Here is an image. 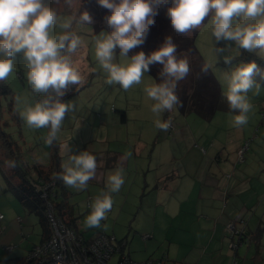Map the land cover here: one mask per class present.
Here are the masks:
<instances>
[{
	"label": "rangeland",
	"instance_id": "rangeland-1",
	"mask_svg": "<svg viewBox=\"0 0 264 264\" xmlns=\"http://www.w3.org/2000/svg\"><path fill=\"white\" fill-rule=\"evenodd\" d=\"M48 2L49 0H45L46 4ZM77 8V0H73V5L70 8L65 6L63 0H61V4L58 6V14L65 18L75 17V14L71 13V9L75 11ZM210 19L211 13L209 20L201 26L198 32L196 48L204 61L212 64L211 71L219 81L222 91H224L226 90L225 74H229L241 62L248 63L252 61L247 57L237 59L241 55L242 49H237L234 42H227V44L232 46L230 52L225 51L216 56L214 48H223L226 42L221 41L216 43L214 38H212ZM70 31L75 32L84 42L77 52L72 55V60L73 66L79 71L83 80L82 84L85 86L73 97L86 96L90 101L88 103L83 101L86 103V107L79 115L74 114L76 109L73 112L66 113L61 130L57 134L56 141H54L55 143L50 146L44 143L43 137L47 135L48 129H29L22 120L17 122L9 110L8 102L11 98L16 109V95L25 96L30 102L38 99L37 96H33L27 83L26 70L21 67L23 63L22 54H17L14 61L16 66L8 79L5 80L9 84L11 91L2 99L1 124L6 122L2 126L10 134L11 140L16 142L20 147L23 160L29 165L37 162L47 166L50 162L52 151L57 148L63 165L67 162L64 145L67 144L72 152L77 154L78 152L77 150L75 151V148L83 137L92 135L102 136L111 130L116 132L115 125H120L119 127L122 129V132L129 135L130 146H135L140 151L144 150L146 154L145 164L148 163L149 157L153 155L155 160L161 158L163 160L161 165H163L165 162L163 155L165 151H169L170 153L177 152L179 155L183 153V147H186L188 143L185 136L187 133L190 137V142L194 141L192 138V133L194 132L201 135V137L207 135L209 142L206 148H210L212 146L210 141L215 140V146L218 149L213 151V154L211 153V162L219 167L223 165L218 179L222 182V191H224V197L220 199L218 205L219 216L209 214L207 218L200 219V223L206 224L209 228L208 234L205 233L206 230H202L198 234L197 232H190V229L184 232L185 227L180 229V222L187 215L184 213L180 215L181 217L174 218V215L170 213L167 221L161 215L160 207L157 208L155 221H152L151 208L153 206L156 207V203L151 202L154 194L151 197L149 195L143 197V201H141L140 190L132 186L130 196H126L125 192L128 190L134 177L133 168L138 166L139 159L137 160V164L129 163L130 168H123L124 181L128 179V186L126 188L125 182L118 193H111L113 205L116 206L114 209L117 210L112 212V214H107V219L101 221L100 228L107 225V229L111 232L110 229L113 224H117V227L122 226V229L115 230L116 237L121 240L124 239L125 232L131 227L132 230L129 232L139 239H134L132 243L134 245L133 248H135H131V250L147 253L148 257L145 258H150L157 262L162 261L160 264H175L173 260L169 259L170 254V258L172 259L174 258L172 255L176 254V251H174L175 242H186L187 244L189 243V246L194 247L190 248L187 255L188 258H193L195 255V259L197 254L204 253L203 261H209H206L207 264H231L233 259L238 264H264V80L260 79L259 76L254 77L257 83L260 84V92L259 95H254L255 89H253L248 93L253 107L249 113L248 123L240 129L232 126L231 120L236 113H230L229 111H218L211 123H206L207 121L193 112L183 116L177 107L173 111L168 112L169 114L166 112L162 113L159 117L162 121L164 120V116L168 114L179 127L189 123L190 127L181 131L176 142L172 143L171 139L176 129L167 135L166 132L155 127L154 120L157 117L150 110L151 100L149 101L143 92L146 84L153 83V78L148 73H145L141 83L134 85L127 91H124L119 85L106 84L107 74L103 72L95 58L94 38L99 36L102 31L108 30L102 28L95 32L92 24L80 25L73 19ZM61 32V29L53 28L51 34L55 35ZM251 54H253L257 65L264 70V59H260L255 53ZM227 55L233 57L229 64H226L223 59ZM117 56L119 54H115V63H123L127 59L121 56L117 58ZM145 100L149 101L145 103L144 108L148 109L150 116L148 112L146 116H138L132 104L134 103L136 106ZM118 110L125 111L126 122H119L120 114ZM116 119L117 122L114 121ZM194 121H197L196 124ZM104 123H107L108 126L102 127ZM215 137L216 139H213ZM166 138L167 144H163V146L159 145ZM125 142L129 145L128 141ZM118 146L128 150V147L122 143L118 144ZM131 147L130 149H132ZM218 152V156H220L219 162H214ZM176 158L179 160L181 157L176 156ZM161 165L157 166L153 164L152 166L154 169H157L161 168ZM175 166H178V164H175ZM0 183H2L1 172ZM69 189L72 192L69 197L70 203L73 204L75 213L79 216L78 222L84 228L86 214H90L91 212V208L89 210L86 208L87 196L90 195L93 202L97 196L101 195V185L98 186V193L94 195L91 193L92 191ZM88 189L92 190L91 184L88 185ZM2 190H0V193H2ZM8 193L11 195L10 192ZM122 193L124 196L121 195ZM125 197L128 200L118 217V210L122 208ZM16 203L19 209V214L16 216L21 217V220L14 217L12 222L15 227H8L6 230H2L4 227L0 226V264H13L14 260L10 261V259H14L15 256L22 257L27 255L28 250L33 244L39 243L40 240L41 227L37 217L29 214L17 200ZM84 211L87 212L83 213ZM172 214L174 213L172 212ZM175 215L178 216V213ZM196 217L198 218L197 220ZM193 220H195L194 225L196 229V225H198L196 222L199 220L196 212L193 215ZM235 220L237 222L236 225H240L243 223L242 221H244L245 225L243 231L245 239L241 241L236 252L229 246L230 238L224 232L225 226ZM21 225L22 232L26 234L24 237L19 232ZM153 229H155V233ZM89 231L92 232V228L85 229L87 236L89 235ZM213 233L214 238L210 243L209 238H212ZM145 235H150L151 238L143 240L142 237ZM178 237L181 239L177 241ZM153 238H156L160 244L155 243L156 239L154 240ZM237 238L235 236L234 241H237ZM147 241L149 242L146 244ZM221 247L223 248L221 249ZM168 250H170L169 257L167 255ZM126 251L128 252L127 249ZM115 259L116 256L113 258V261Z\"/></svg>",
	"mask_w": 264,
	"mask_h": 264
},
{
	"label": "clouds",
	"instance_id": "clouds-1",
	"mask_svg": "<svg viewBox=\"0 0 264 264\" xmlns=\"http://www.w3.org/2000/svg\"><path fill=\"white\" fill-rule=\"evenodd\" d=\"M60 4L61 0H49L47 4L45 0H0V82L8 79L16 66L17 54H22L21 67L26 70L27 83L33 96L39 99L30 102L27 97L16 95V111L29 129H48L43 140L49 146L56 141L66 113L75 107L71 101L62 102V97L70 86L77 87L83 82L72 60V55L84 43L70 31L73 19L80 25L93 22L87 11L80 12L78 17L59 15ZM63 4L70 8L73 0H63ZM97 4L110 12L104 22L111 31H102L94 38L95 58L107 74L105 83L119 85L127 91L141 83L151 65H161L160 82L146 84L143 92L154 101L150 110L157 117L155 127L167 132L171 119L162 121L159 117L177 106L182 107L176 90L190 73L189 61L178 57L177 45L171 36H166L147 55L139 51L129 56V52L145 43L150 27L155 24L157 8L169 4V0H97ZM210 13L212 38L216 43L226 42L225 47L214 48L216 56L230 52L232 46L227 42H234L237 49L264 59V0H171L166 10L172 30L179 34L199 29ZM53 28L62 32L53 35ZM117 49L121 57L127 58L123 63L114 62ZM223 59L229 64L233 57L227 55ZM211 68L212 64L204 63L200 71L207 75ZM256 76L264 80V70L255 61L241 62L224 76L226 90L221 95L229 112L236 113L231 124L237 129L249 121L253 105L248 93L255 89L254 95H259L261 87L254 79ZM64 151L67 162L61 166L62 171L53 174V180H60L76 191L85 190L88 182L97 178L96 156L87 150L75 154L67 144ZM19 164L17 160L5 161L9 169ZM124 182L122 168L108 175L107 191L91 201V212L84 220L85 229L101 227V221L107 219L113 207L111 193H118ZM104 227L107 230V225Z\"/></svg>",
	"mask_w": 264,
	"mask_h": 264
},
{
	"label": "crops",
	"instance_id": "crops-1",
	"mask_svg": "<svg viewBox=\"0 0 264 264\" xmlns=\"http://www.w3.org/2000/svg\"><path fill=\"white\" fill-rule=\"evenodd\" d=\"M120 56V55H119ZM117 56V58L119 57ZM92 74V73H91ZM154 83V80H153ZM152 84V83H149ZM81 91V90H80ZM79 91V92H80ZM77 94V93H76ZM74 94V95H76ZM74 95L70 96L65 100L64 103H67L71 101L76 109L74 111V114L79 115L82 110L86 107V103L90 101V99L86 98V96L82 97H73ZM83 101H86L84 103ZM150 101V99H149ZM148 100L141 101L138 105L135 106L133 103L132 105L135 107L133 109L136 110V113L138 116H146V113L148 112V109L144 108V105L146 102H149ZM154 103L150 101V105ZM117 111V110H115ZM73 112V111H70ZM168 113V112H166ZM149 116L150 113L148 112ZM169 114V113H168ZM165 115L164 120L166 119H171L169 116ZM187 115V114H185ZM217 115V112L215 113ZM214 115V116H215ZM184 116V115H183ZM213 116V118H214ZM126 117V115H125ZM213 118L206 122V123H211L213 121ZM115 119V118H114ZM117 122V119L114 120ZM171 121L175 124V132L174 136H172V143H175L178 137L180 136V132L186 130L189 128V123L187 125H183L179 127V125L174 122L172 119ZM119 122H126L121 120V115H120V121ZM195 124L197 121H194ZM108 126L107 123L102 124V127ZM120 125H115L116 132L113 130L106 132V135L102 136H89V137H83L81 141H79L78 145L75 148V151L79 153L80 151L87 150L88 152H96L99 153L100 158L97 159V178L92 179L88 182V185L91 184L92 190L87 188L85 189L86 191L90 192L94 195L98 193V186L101 185L102 191L101 194L105 191H107L106 187V182H107V177L110 175L112 172H114L117 168H130L129 163H135L137 164V160L139 159L138 166H135L133 168L134 172V177L132 178L131 184L128 187V190L125 192L126 196H130V192L132 189V186H135L138 190H140L141 194V201H143V197L149 195V197L154 194V197L151 202L156 203V207L153 206L151 208V213H152V221H155L156 219V213H157V208H161V215L166 218L168 221V215L171 213V215H174V218L179 217L182 214H186L187 216L183 221L180 219V229L184 228V232L188 231L190 229V232H197L201 233L202 230H206L205 233L208 234L209 228L206 226V224H201L200 219L201 218H207L209 214H214L216 216H219V202L220 199L224 197L222 191V182L218 179L219 172L221 171L220 169L223 168L214 165L211 162L210 155L212 157L213 151L218 150L216 148V142L210 141L211 147H207V143L209 142V137L207 135H204L201 137V135L197 134L196 132L192 133V138L193 142L189 141V136L188 133L185 135L186 139L188 140V143L186 147H183V153L179 155L177 152L176 153H170L169 151L164 152V163H162V159H154V156L151 155L149 157V161L147 164H145V158L146 154L144 150H139L135 146L131 147L129 143V135L128 133L122 132V129L119 127ZM167 135H169L168 132H166ZM128 141L129 145L124 141ZM213 139H216L213 138ZM123 144L124 146L128 147V150L125 148L122 149V147L118 146V144ZM167 144V138L161 141L159 145ZM200 144V145H199ZM130 147L132 149H130ZM202 147L204 149V152L202 150ZM106 151H114L116 152V155L118 157V165H114L113 167H105L104 165V153ZM77 153V154H78ZM212 153V154H211ZM217 155V156H216ZM216 159H214V162H219V152L216 154ZM176 156L181 157L179 160L176 158ZM215 158V157H214ZM144 163V164H143ZM161 165V168L154 169L152 165ZM175 164H178V166H175ZM129 165V166H128ZM60 166H62V160H60ZM126 168V169H127ZM126 182V188L128 186V179ZM124 182V183H125ZM3 189V177H2V183H0V190ZM124 196V194H121ZM125 197L123 201V206L121 209L118 210V217L120 213L123 211V207L126 204L128 198ZM70 201V200H69ZM72 204V203H71ZM73 205V204H72ZM116 206L113 205L112 210L108 214H112V212L116 211L114 208ZM18 206L16 203V199L10 195L9 193H5L2 190V193H0V212L4 215L3 220L0 222L1 226L4 227L2 230L8 229V227H15L13 224L14 217L20 218L19 216H16L19 214L18 211ZM73 210L75 213V209L73 206ZM89 210V209H87ZM141 211V210H140ZM87 211H84L85 213ZM172 212L174 214H172ZM196 212V215L199 216L198 222H196L198 225H196L195 229V220H193V215ZM178 213V216L175 214ZM80 214V212H79ZM75 215L78 217L77 222H76V230L82 233L85 237L89 238L95 235V233H111L117 236L115 230L117 229H122V226L117 227V224H113L111 227V232L109 230H105V227L95 229L92 228V232L89 231V235L87 236L85 234V228L81 227L80 222H78L79 216L77 213ZM89 215V214H86ZM189 216V218H188ZM181 217V216H180ZM188 218V219H187ZM198 218L196 217V220ZM189 221V222H188ZM205 223V220H204ZM216 226V225H215ZM214 226V228H215ZM22 225L20 226L19 232L22 237L26 235L25 233L22 232ZM131 230L132 228L130 227V230L125 232V237L127 241L126 249L128 250L129 256L134 259V260H145L148 258L147 253H139L140 251L136 250H131L133 248V241L137 236L131 235ZM130 231V232H129ZM155 233V229H153ZM225 232V229H224ZM131 237V238H130ZM144 239H150V235ZM214 238V233L212 235V238H209L210 243L212 242ZM132 239V240H131ZM154 239V238H153ZM156 239V238H155ZM154 239V240H155ZM181 238L178 237L177 241L180 240ZM188 240V238H186ZM131 240V242H130ZM157 240V239H156ZM155 240V243L160 244V242ZM165 240V239H163ZM41 233H40V240L41 242ZM149 241L146 242V244ZM209 243V245H210ZM38 243L33 244L36 245ZM189 244V243H188ZM186 242L185 243H179L175 242V250L176 254L172 255L174 258H170V250H168V257L170 254L169 259L171 261L173 260L175 264H207L209 261H203L204 259V253L203 254H197L196 258L194 259L195 255L193 258H188L189 250L190 248H194L193 246H189ZM223 245V242H222ZM32 246V247H33ZM31 247V248H32ZM169 247V245H167ZM31 248L28 250L27 255H24L22 257H27ZM223 247H221L222 249ZM146 252V251H145ZM20 257V256H15V258ZM14 259H10L14 260ZM194 259V260H193ZM162 263V261H161ZM224 264V263H223Z\"/></svg>",
	"mask_w": 264,
	"mask_h": 264
},
{
	"label": "trees",
	"instance_id": "trees-1",
	"mask_svg": "<svg viewBox=\"0 0 264 264\" xmlns=\"http://www.w3.org/2000/svg\"><path fill=\"white\" fill-rule=\"evenodd\" d=\"M77 5L78 8L75 11L74 9H71V13H74L75 17H78L80 12L87 11L93 18V22L91 24L95 32L102 28H106L108 31H111V29H109L104 22V17L109 15L110 12L109 10L99 6L97 4V0H77ZM170 5L171 0H169V4L157 8L158 14L154 16L155 24L150 27V32L145 43L136 49L131 50L129 52V56L139 51H144L147 55L151 51L156 50L159 45L163 43L166 36H171L174 43L177 45L178 57L187 58L190 65L189 75L185 80L179 82L176 90L177 95L182 101V107L177 106V109L181 115L193 112L208 122L213 118L216 112L229 111L228 105L222 98V87L212 73L211 69L207 75L201 73L200 71L201 65L206 63L196 48V38L201 27L189 32L188 34H179L173 31L170 21L166 16L167 7ZM209 18L210 14L205 18L203 24L206 23ZM115 54H119L118 49ZM246 57L250 61H255L253 54L248 53L243 49L241 55L237 57V59ZM161 67L162 66L159 64L150 66L148 74L153 78L154 83L160 82L158 73ZM84 86V84L77 87L75 85L70 86L65 96L62 97V102H65L67 98L78 93ZM10 91V86L6 81L0 82V172L3 177V191L5 193L10 192L29 214H33L37 217L41 227V240L43 241L49 235V225L46 216V204L44 199L38 194L36 185H42L43 183H40L41 181L43 182L45 180L53 179L52 177L54 173L62 171L60 166V155L57 152V148H55L54 151L51 150L53 153L50 156V162L47 166L41 165L37 162H33L29 165L23 160L20 147L16 142L11 140L10 134L6 132L2 126L6 124V122L1 124V110L3 108L2 99L4 96H7ZM8 106L16 121L20 122L21 119L13 105L12 98L9 100ZM118 112L121 115V120L125 121V111L118 110ZM202 150L204 152L203 147ZM89 152L96 156L97 159L100 158L99 153ZM104 157L105 167H113L119 163L116 152L114 151H106L104 153ZM9 159L19 161V166L15 169L6 168L5 161ZM54 181V189L58 197L54 204L57 214L66 225L76 228L78 217L75 215L73 205L69 201V197L72 192L62 181ZM0 213L2 214V212ZM3 218L4 215L0 219V222ZM232 222L237 223L236 220L229 223ZM242 222L244 223V221ZM144 238L146 237L144 236ZM243 239L245 238L243 237L242 232L238 235L237 242H241ZM13 264H38V262L33 258L17 257L14 259Z\"/></svg>",
	"mask_w": 264,
	"mask_h": 264
},
{
	"label": "built area",
	"instance_id": "built-area-1",
	"mask_svg": "<svg viewBox=\"0 0 264 264\" xmlns=\"http://www.w3.org/2000/svg\"><path fill=\"white\" fill-rule=\"evenodd\" d=\"M174 129L175 124L172 122L168 133ZM40 183L43 184H37L36 188L46 204L49 235L31 248L28 258L36 259L38 264H160L161 261L150 258L142 261L132 259L126 251V240H119L113 234L100 232L87 238L76 228L66 225L58 216L54 205L58 198L54 189L55 181L50 179ZM91 201L88 196V209ZM0 217H3L1 213ZM244 226V223L236 225L232 222L225 227L226 236L230 238L229 246L235 252L241 242L234 241V236L238 237L244 231ZM231 264L238 262L233 259Z\"/></svg>",
	"mask_w": 264,
	"mask_h": 264
}]
</instances>
